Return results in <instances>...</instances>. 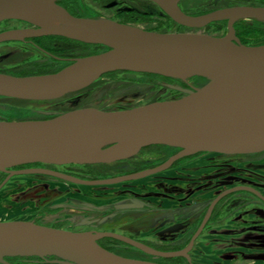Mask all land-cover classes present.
Listing matches in <instances>:
<instances>
[{"label": "water", "instance_id": "obj_1", "mask_svg": "<svg viewBox=\"0 0 264 264\" xmlns=\"http://www.w3.org/2000/svg\"><path fill=\"white\" fill-rule=\"evenodd\" d=\"M150 1L181 25L200 28L226 20L229 32L215 36L135 29V35H124L99 19L72 15L57 0H0V21L27 19L37 12L52 10L68 22L63 26L2 33L0 41L54 34L107 48L54 73L15 76L0 72V96L53 100L88 88L106 73L159 74L166 72L159 69L160 65L173 62L191 65L198 70L195 75H213L194 90L169 84L185 94L177 99L113 111L87 107L47 119L1 120L0 171L8 175L0 189L15 175L34 173L81 185H115L165 171L190 154L264 151V44H243L235 29V23L242 19L264 21V6L236 5L192 15L180 8L178 2ZM86 34L96 40L85 38ZM154 145L179 151L155 167L98 179L42 167L18 168L37 163L111 164L130 159ZM242 188L245 187L229 191ZM201 230L202 227L196 231L187 248L163 251L118 232L74 231L27 220L0 221V264H12L6 256L38 255L20 249L30 243L50 245L54 251L49 254H76L87 264H165L120 255L101 245L99 239L116 238L153 257L173 258L186 256Z\"/></svg>", "mask_w": 264, "mask_h": 264}, {"label": "rangeland", "instance_id": "obj_2", "mask_svg": "<svg viewBox=\"0 0 264 264\" xmlns=\"http://www.w3.org/2000/svg\"><path fill=\"white\" fill-rule=\"evenodd\" d=\"M77 1L76 10L85 18L99 19L103 17L135 29L158 30L157 32L165 30L167 32L200 33L215 36H224L229 32L227 22H213L200 28L181 25L162 15V9L156 3L148 0ZM236 5L264 6V0H221L217 3H215V0L178 1V6L192 15H203L219 8ZM241 21L247 24H254L249 19H242ZM90 49L94 50L93 47H90ZM39 55L41 54L33 52L30 56V61L35 62L40 57ZM11 58L10 61L6 59V62L13 63L16 61ZM9 63H6L7 65L0 64V67L11 71L13 69H11V65H8ZM27 70L24 69V71ZM133 72L102 76L88 89L56 101H23L0 97V120H24L40 117L35 111L36 109H73L80 107H95L104 111L128 109L145 105L153 100H171L185 95L169 87V84L194 90L202 87L208 81V78L202 75H193L187 79H182L168 72L159 73L152 77L146 75L145 72ZM175 151L177 149L172 147L149 146L142 149L135 157L122 163L91 167L77 166L76 172L88 179L132 173L135 172L134 170H143L163 163ZM229 166L235 168V177H237V174L242 175L240 174L242 172H249L250 175L247 179L249 182H251L250 180L254 181L264 178V154L247 157L224 156L221 154L198 157V154H190L179 161L173 168L164 172L138 180L106 186H79L39 175H18L0 189V221L27 220L67 230L92 232L90 229L95 224L93 221L99 218L101 214L100 206L108 203L109 207H114L115 203H118L121 199L130 200V196L136 197L140 201L146 194L150 195L153 191L154 194L155 192L158 194V197L171 193L176 196L175 201L178 198L186 199L184 200L186 203L158 204L166 212L171 211L170 209L173 207L176 209L171 215L172 222H175L174 220L178 221L179 215L186 209L195 205L192 202H198V189H196L198 187V179L200 177L208 179L209 174H213L215 171L221 174ZM5 177L6 175L0 172V184ZM241 179L245 181L246 177H241ZM213 180H207V185L213 184ZM45 181L49 182L50 188L53 189L51 192L46 191V193L39 196L36 193H40V191H36L35 193L27 194L23 200L20 199V196L25 195L31 186L43 184ZM236 181L237 179L232 182ZM192 189H194V192H192L194 195L190 196L191 193H188ZM213 192L205 193L209 199L208 203H204L207 204L205 210L208 213L213 207H211V201L220 193V191L218 193ZM212 194H215V196H212ZM87 195L91 197L89 198ZM71 197L79 203H88L87 206L89 205L91 208L94 205L97 209L88 213L69 208L65 206V203L71 202ZM232 197L234 198L232 203L227 206L222 207L221 203L217 204V207L220 205L219 214L214 218L210 230L218 232V236L210 237L206 233L200 235L193 248L184 257H153L128 245L113 246L110 244L109 246L115 253L123 256L165 264H187L188 261H192L194 264H264V247L259 248L255 244L259 240L243 234L246 216H241L244 213V209L257 208L263 210V207L258 205L259 203H254L255 197L246 193H236ZM241 201L245 203H239ZM250 204H254V206L248 208L247 206ZM240 205L242 208L239 207ZM162 216V213L159 214V217L156 216L157 218H155L152 227L150 223L148 225L144 224V228H141L140 231H134L135 237H139L141 240L163 249H179L188 243L190 244L196 224L193 225V229H188L185 226L174 228V224H179V222L164 223L168 215ZM199 217L201 216H197V220ZM123 219L125 221V218ZM169 227L170 230L168 229ZM13 256L25 257V259L21 258L20 264H78L73 259L57 254Z\"/></svg>", "mask_w": 264, "mask_h": 264}, {"label": "flooded vegetation", "instance_id": "obj_3", "mask_svg": "<svg viewBox=\"0 0 264 264\" xmlns=\"http://www.w3.org/2000/svg\"><path fill=\"white\" fill-rule=\"evenodd\" d=\"M58 4L66 8L72 15L77 16V17H83L80 15L76 8L78 6V1L77 0H57ZM129 10V9H128ZM164 14V13H162ZM40 26L36 25L34 23L29 22L27 19H22V18H14V19H6L0 21V34L6 33V32H14V31H19V30H31V29H38ZM96 44H89L86 43L80 39H75V38H68L65 36L61 35H54V34H49V35H41V36H29V37H24L22 39H9L5 41H0V64L5 65L6 59H9L7 61H10V58L15 62H10L8 65H11V71L5 70L3 67H0V72L15 75V76H28V75H39V74H48V73H54L57 72L69 65H72L75 63L79 58L82 57H87L90 55H94L96 53H99L103 50H106V47H96ZM90 47H93L94 50L90 49ZM33 52L35 53H40V57L35 60V62H31L30 56ZM26 54H29L26 56ZM42 56V57H41ZM33 61V60H32ZM7 65V64H6ZM10 68V67H9ZM24 69H28L27 71H24ZM31 70V71H30ZM102 78V77H101ZM96 82V81H95ZM94 82V83H95ZM93 83V84H94ZM92 84V85H93ZM90 87V86H89ZM88 87V88H89ZM86 88V89H88ZM83 89V90H86ZM83 90L77 91L81 92ZM77 92H72L69 93L61 98L58 99H53V100H24V99H18V100H23V101H56L59 99H62L68 95H71L73 93ZM1 98H4L5 96H0ZM5 98H12V97H5ZM87 108V107H85ZM95 108V107H93ZM76 109H81L80 108H64V109H36L35 111L40 117L37 118H31V119H47V118H52L56 115L76 110ZM98 109V108H97ZM101 110V109H100ZM28 120V119H24ZM1 121V120H0ZM154 146H163V145H154ZM169 147V146H165ZM175 148V147H172ZM176 152L179 151L178 148ZM140 153V152H139ZM138 153V154H139ZM173 153V154H175ZM137 154V155H138ZM172 154V155H173ZM198 154V157H203V156H211L213 154H221L224 156H238V157H247V156H258L261 154H264V151L262 152H257V153H248V154H224V153H218V152H199L195 153V155ZM136 156V155H135ZM134 156V157H135ZM133 158V157H132ZM186 158L183 157L179 160H177L170 168H173L179 161L182 159ZM131 159V158H130ZM129 159V160H130ZM128 160V159H126ZM126 160L118 161L119 163H122ZM115 162V163H118ZM114 164V163H111ZM101 164H45V163H37V164H28L25 166H20L18 168H25V167H42V168H47L55 171H59L65 174L69 175H74L76 177H81L84 178V176L79 175L76 172L77 166H82V167H91V166H97ZM169 168V169H170ZM227 168V167H226ZM141 170V169H139ZM137 170V171H139ZM168 170V169H167ZM235 168L234 167H228L225 171H222L221 174L217 173L216 171L213 172V174H209L207 177L208 179H203V177H200L198 179V202H192L195 203L194 206H190L188 209H186L181 215H179V220L175 222H172V217L173 213L176 211L174 207L170 209L171 211L166 212L164 211V208L161 207L160 203H186V199L183 198H178L177 201H175L176 196L170 194H164V196H159L158 194H154L152 191L150 195H147L142 199V200H137L135 197H129L131 198L130 200H125L121 199L118 203H115L114 207H109L110 205L106 203L105 205L100 206L99 208L101 211V214L99 215V218H97L95 221H93L95 224L91 226V231L92 232H118L124 235H127L131 238H134L136 240H139L153 248H156L158 250H163V251H172V250H180L187 248L186 246H183L182 248L179 249H174V248H169V249H163L161 247H157L155 245L150 244L147 241L141 240L139 237H135L134 231H140L141 228H144V224H151V227L154 225V220L157 218L156 216L159 217V214L162 213L164 217L165 215H168L166 221L164 223H178L179 224H174V228L185 226L188 229H193V225L196 224V228L193 232V235L196 233V231L202 227L201 232L199 233L198 237L202 234H205L210 236V237H217L218 232L216 231H211L210 229L212 228L211 224L219 214V207H217L218 203H221V206H227L229 203H232V199H234L232 196L235 195L236 193H242V194H248L252 195L255 197L254 203H259L258 205H261L263 207V210L257 209V208H252V209H244L245 215L241 216H246L245 219V224H244V230L243 234H247L249 237L252 236V239L259 240L256 245L259 246V248L264 247V178H259V180H250L249 182L248 176L250 175L249 172H242L239 175L237 174L235 177ZM166 171V170H165ZM3 172V171H0ZM164 172V171H162ZM3 174L6 175L7 173L3 172ZM201 174V172H200ZM21 175H39V176H44L47 178H51L54 180H60V181H65L63 179H60L58 177L48 175V174H41V173H34V174H21ZM203 175V174H202ZM18 176V175H15ZM13 176V177H15ZM5 177V178H6ZM12 177V178H13ZM241 177L245 178V181L241 179ZM4 178V179H5ZM10 178L8 182L12 179ZM88 179V178H86ZM214 179V180H213ZM236 182H232L235 181ZM213 180V184H208V181ZM242 180V181H240ZM207 181V183H205ZM229 181V182H227ZM3 182V181H2ZM7 182V183H8ZM69 182V181H66ZM231 182V184H229ZM6 183V184H7ZM49 182L45 181L43 184H35L34 186H31L27 193L25 195H21L20 199L23 200V198L26 197V195L35 193L36 191L40 193H36V195H41L46 193V191L51 192V189ZM72 183V182H70ZM125 183V182H123ZM75 184V183H73ZM81 186V184H76ZM85 186H91V185H85ZM99 186H104V185H99ZM106 186V185H105ZM236 187H245L242 189H237L234 191H229L233 188ZM221 189V190H219ZM192 189L189 191L188 194L190 196L194 195ZM215 191L219 194L215 196V194H212V196H215L214 200L223 194L213 205L212 210L206 212L205 207L208 203L209 199L207 198L208 196L205 195L207 192H212ZM89 197V195H87ZM74 197V196H73ZM71 197V202L65 203V206H68L69 208H74L78 210H82L84 212H93L97 208L93 205V208L87 206L88 203H79L75 200L74 198ZM91 197V196H90ZM89 197V198H90ZM210 197V196H209ZM239 203H245V202H239ZM251 203V202H250ZM158 205V206H157ZM250 206H254V204H250L247 207L249 208ZM239 207L242 208L240 205ZM115 208V209H114ZM164 212V213H163ZM197 216H201L197 220ZM125 218V221H123ZM127 219V220H126ZM97 222V223H96ZM186 222V223H183ZM182 224V225H181ZM123 228V229H122ZM170 230V227L168 228ZM168 230V231H169ZM191 236V238L193 237ZM197 237V238H198ZM105 238L109 237H103L99 239L100 242L105 243ZM112 238V237H111ZM116 239V238H115ZM197 240V239H196ZM123 242V241H122ZM196 242V241H195ZM125 243V242H124ZM195 244V243H194ZM120 244H113V246H118ZM126 245L135 248L129 244L126 243ZM194 246V245H193ZM193 248V247H192ZM138 249V248H136ZM110 250V249H109ZM139 250V249H138ZM113 251V250H112ZM145 253V252H144ZM184 257V256H181ZM22 257H16V256H6L5 259L9 261L12 264H20L19 262L21 261ZM175 258V257H173ZM22 259H25L23 257ZM24 262H26L24 260ZM187 264H194L192 261H188ZM199 264V263H198Z\"/></svg>", "mask_w": 264, "mask_h": 264}, {"label": "bare ground", "instance_id": "obj_4", "mask_svg": "<svg viewBox=\"0 0 264 264\" xmlns=\"http://www.w3.org/2000/svg\"><path fill=\"white\" fill-rule=\"evenodd\" d=\"M173 3L178 2L179 0H169ZM27 20L31 23H34L39 26L43 27H51V26H63L68 25V22L59 14L55 13L52 10H44L37 12L29 17H27ZM99 22L103 25L109 27L110 29L114 30L117 33L124 34V35H135V28L129 27V26H119L114 21H111L106 18H99ZM85 38L90 40H96L95 37L86 34L84 35ZM159 69L164 70L171 75H174L176 77H180L182 79H187L195 73H197L198 70L194 69L191 65L182 63V62H173L170 64H164L160 65ZM212 74H208L207 77L212 78ZM21 250H25L29 253L38 254L40 256L49 254L54 251V249L50 245L46 244H34L30 243L27 245H24L20 248ZM65 257H68L70 259H73L78 264H87L82 259L78 258L76 254L73 253H66L62 254Z\"/></svg>", "mask_w": 264, "mask_h": 264}, {"label": "trees", "instance_id": "obj_5", "mask_svg": "<svg viewBox=\"0 0 264 264\" xmlns=\"http://www.w3.org/2000/svg\"><path fill=\"white\" fill-rule=\"evenodd\" d=\"M148 1H150V0H148ZM219 1H221V0H219ZM215 3H217L216 0H215ZM162 15H165L168 18L172 19L169 15H166V14H162ZM251 21H253L254 24H247V23H245V22H243L241 20L237 21L235 23L236 35L239 37L241 42L243 44H246V45H261V44H264V37H262V36H264V31H263L264 30V22L256 20V19L251 20ZM215 22H219V21H215ZM220 22H227V21L226 20H221ZM159 31L160 32H167L165 30H159ZM95 46L96 47H104L101 44H96ZM114 73H134V72L133 71H115V72L106 73L103 76H110V75H112ZM145 74L150 76V77H152L154 75H157L156 73H148V72H145ZM153 101H159V100H153ZM153 101H151V102H153ZM105 165H111V164H101V166H105ZM134 171H137V170H134ZM99 243L101 245H103L104 247H106L107 249H110V250H112V248L109 246L110 244H112V245L113 244L126 245V243H124V242H122V241H120L118 239L111 238V237L105 238V243H102L100 241H99Z\"/></svg>", "mask_w": 264, "mask_h": 264}]
</instances>
